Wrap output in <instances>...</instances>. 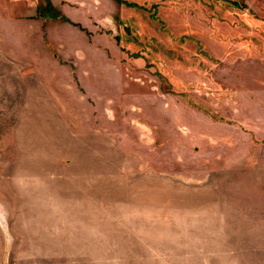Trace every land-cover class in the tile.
<instances>
[{
    "label": "rangeland",
    "instance_id": "374dc122",
    "mask_svg": "<svg viewBox=\"0 0 264 264\" xmlns=\"http://www.w3.org/2000/svg\"><path fill=\"white\" fill-rule=\"evenodd\" d=\"M0 264H264V0H0Z\"/></svg>",
    "mask_w": 264,
    "mask_h": 264
}]
</instances>
